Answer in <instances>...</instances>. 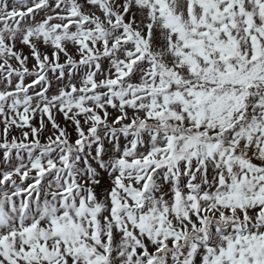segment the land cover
I'll return each instance as SVG.
<instances>
[{
  "label": "snow or ice",
  "instance_id": "snow-or-ice-1",
  "mask_svg": "<svg viewBox=\"0 0 264 264\" xmlns=\"http://www.w3.org/2000/svg\"><path fill=\"white\" fill-rule=\"evenodd\" d=\"M0 264H264V0H0Z\"/></svg>",
  "mask_w": 264,
  "mask_h": 264
}]
</instances>
